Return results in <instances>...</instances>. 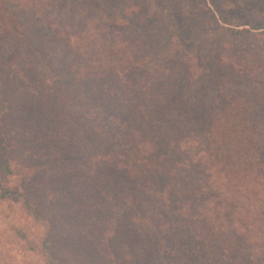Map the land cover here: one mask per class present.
I'll use <instances>...</instances> for the list:
<instances>
[{
  "label": "trees",
  "instance_id": "1",
  "mask_svg": "<svg viewBox=\"0 0 264 264\" xmlns=\"http://www.w3.org/2000/svg\"><path fill=\"white\" fill-rule=\"evenodd\" d=\"M44 1L61 15L58 58L35 49L23 12L10 19L45 84L18 91L41 103L42 121L23 109L19 137L42 160L16 170L0 156L19 178L0 197L39 225L30 248L45 264H264V90L234 85L255 72L210 37L264 40V18L242 9L225 27L207 0L198 13L182 0Z\"/></svg>",
  "mask_w": 264,
  "mask_h": 264
},
{
  "label": "rangeland",
  "instance_id": "2",
  "mask_svg": "<svg viewBox=\"0 0 264 264\" xmlns=\"http://www.w3.org/2000/svg\"><path fill=\"white\" fill-rule=\"evenodd\" d=\"M207 2L212 9L221 11L216 17L220 25L225 27H228L229 23L224 17L234 14L232 21L235 22L231 23L235 24L236 20L239 19L237 13L241 14L242 9H249V13H246L250 17L255 19L264 18V0H237L236 2L235 0H207ZM55 3L60 5L62 0L55 1ZM181 3V10L184 13L188 12L187 10L191 7L198 13L201 10L203 0H182ZM0 8L3 11L0 10L2 12L0 13V91L2 94L7 93L13 99V101L9 100L6 104L3 102V98L0 97V156L7 153L13 161L11 163L13 168L18 170L23 167L34 166L41 163L42 160L41 157L29 159L28 157L33 153L29 154L28 151L31 149L28 144L23 142L22 136L19 137V134H23V126L30 122L27 121V114L22 112L23 109L30 107L33 113H38L39 118L37 120H43L37 107L41 103L37 100L33 101L35 100L33 97H31L32 100H27L24 96H20L18 91H21L22 88L31 96L33 92H39L45 84L43 85V80L40 78L41 72L39 74L35 73L37 76H32L35 75L36 68L34 67L36 63L34 50L31 49L27 41L20 38L16 29L13 28L14 22H11L10 19L14 17L16 11L23 12L26 23L32 29V41L35 49L45 48L50 55L58 58L62 49L56 41L59 38L57 32L60 31L57 29L56 24L61 15H58L53 7H49L44 0H0ZM244 27L248 28L249 25L238 28L242 29ZM262 30L264 28L254 30V32ZM210 37L212 43H217L216 49L221 52L219 56L232 55L237 68L245 63L249 71L255 72L251 74V81H244L240 79V76H236L234 85H242L246 89L250 88V91L255 93L264 90L263 39L252 35L233 36L226 31ZM231 43L236 48L231 47ZM210 47L211 45L206 48L205 53L211 50ZM149 48L153 49V46ZM232 48L235 49V55L238 56V59L235 58L234 54L229 53H233ZM207 54L209 55V53ZM61 65L57 63L58 68H61ZM209 67H211V64H209ZM69 74L71 82L73 74ZM39 86L40 88H38ZM49 128V126H44V130L41 132H48ZM53 128H56V126H53ZM0 182H7L9 186L16 187L19 178L17 174L0 171ZM202 211L203 207L199 209V212ZM38 232L39 225L25 212L21 201L0 197V264H45L40 252L31 249L27 242L28 239L37 237ZM98 259L100 258L88 262L82 259V262L78 264H95Z\"/></svg>",
  "mask_w": 264,
  "mask_h": 264
}]
</instances>
